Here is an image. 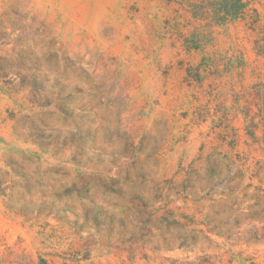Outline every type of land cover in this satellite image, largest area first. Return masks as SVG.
<instances>
[{"label": "rangeland", "instance_id": "obj_1", "mask_svg": "<svg viewBox=\"0 0 264 264\" xmlns=\"http://www.w3.org/2000/svg\"><path fill=\"white\" fill-rule=\"evenodd\" d=\"M0 0V264H264V0Z\"/></svg>", "mask_w": 264, "mask_h": 264}, {"label": "trees", "instance_id": "obj_2", "mask_svg": "<svg viewBox=\"0 0 264 264\" xmlns=\"http://www.w3.org/2000/svg\"><path fill=\"white\" fill-rule=\"evenodd\" d=\"M217 23L225 24L245 15L248 4L245 0H209Z\"/></svg>", "mask_w": 264, "mask_h": 264}]
</instances>
